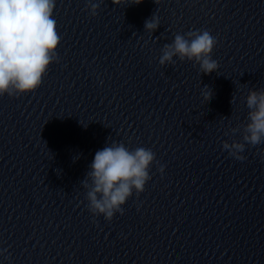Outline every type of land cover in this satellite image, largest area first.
<instances>
[{
	"label": "clouds",
	"instance_id": "clouds-1",
	"mask_svg": "<svg viewBox=\"0 0 264 264\" xmlns=\"http://www.w3.org/2000/svg\"><path fill=\"white\" fill-rule=\"evenodd\" d=\"M140 2L135 0L134 3ZM100 3L102 0H87L91 16L98 14ZM112 3L121 5V0H112ZM55 6L56 0H0V96L15 97L35 91L49 66L57 61L61 36L53 18ZM159 25V18L154 14L145 21L144 27L153 33ZM216 44V38L207 30L176 34L174 41L161 49L159 64H174L177 57L180 61H194L201 73L211 74L218 69L217 61L211 56ZM202 95L209 101L212 92L204 91ZM246 107L249 109L247 122L230 128L231 134H241L242 140L222 142V149L237 160L245 159L241 153L246 145L264 143V89H250ZM155 159L151 149L129 150L123 143L116 142L96 151L90 170L81 181L82 187L87 189L88 211L94 216L103 215L108 221L116 213L123 215L122 206L133 192L139 196L145 190ZM159 171L163 173L164 167L160 166Z\"/></svg>",
	"mask_w": 264,
	"mask_h": 264
}]
</instances>
